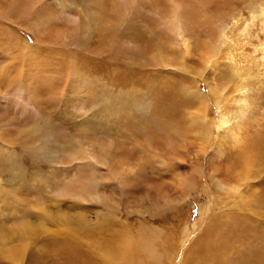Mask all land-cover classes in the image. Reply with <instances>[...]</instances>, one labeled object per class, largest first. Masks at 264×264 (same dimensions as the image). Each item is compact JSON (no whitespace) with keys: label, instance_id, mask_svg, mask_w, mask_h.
Segmentation results:
<instances>
[{"label":"rangeland","instance_id":"rangeland-1","mask_svg":"<svg viewBox=\"0 0 264 264\" xmlns=\"http://www.w3.org/2000/svg\"><path fill=\"white\" fill-rule=\"evenodd\" d=\"M0 81V264H264V0H0Z\"/></svg>","mask_w":264,"mask_h":264},{"label":"bare ground","instance_id":"bare-ground-1","mask_svg":"<svg viewBox=\"0 0 264 264\" xmlns=\"http://www.w3.org/2000/svg\"><path fill=\"white\" fill-rule=\"evenodd\" d=\"M55 4V3H54ZM176 7V6H175ZM27 8V7H26ZM175 11V10H174ZM27 12V10L26 9H19V14H24V13H26ZM174 14H176V13H174ZM254 16V15H253ZM174 24H175V28H177V34H175L174 35V37H173V40H174V42H175V44H179V46L180 45H182V46H184L185 47V49H189L190 47H189V42L187 41V39L184 37V35L182 34V25H181V22H180V20L179 19H176L175 20V22H174ZM6 31V30H5ZM3 33L4 34H6L4 31H3ZM1 35H2V33H1ZM183 37L182 39H181V36ZM178 37H180V38H178ZM6 39V38H5ZM21 40V39H20ZM181 40V41H180ZM9 41V40H8ZM14 41V40H13ZM22 41V40H21ZM10 42V41H9ZM23 42V41H22ZM173 42V41H172ZM24 43V42H23ZM30 45V44H29ZM28 45V46H29ZM40 46V45H39ZM36 47H38V46H36V45H33V46H30V47H28V48H25L24 50L25 51H30V49H34V48H36ZM46 47V46H45ZM37 50V49H36ZM43 51H45V50H43ZM38 52V51H37ZM213 52H215V51H213ZM33 54V53H32ZM31 54V55H32ZM186 54H187V51H186ZM27 55H28V53H27ZM26 55V56H27ZM37 55V54H36ZM29 56V55H28ZM33 56V55H32ZM185 56V55H184ZM214 55L213 54H210V60H212V62H213V57ZM5 58H7V57H5ZM4 58V59H5ZM29 57H27V59H28ZM41 58V57H40ZM208 58V57H207ZM3 59V58H2ZM15 59H17L16 57H15ZM26 59V58H25ZM31 59V58H30ZM33 59V58H32ZM51 59V58H50ZM186 60V59H185ZM219 60V59H218ZM17 61V60H16ZM22 62H23V66L21 67L22 68V70H20L19 71V73H18V75H17V78H18V80H19V82L21 83L27 76V73L29 72V70H30V64L28 63V60L27 61H25L24 60V55L22 56ZM181 62V61H180ZM6 63H9V65L10 66H14L13 65V63H14V61L11 59L10 61H6ZM152 63V62H151ZM184 63V62H183ZM209 63V62H208ZM184 68H185V66H184ZM12 69V68H11ZM16 69V68H15ZM18 69H20V68H18ZM72 69H74V67L72 66L71 68H70V72L72 71ZM187 69V68H186ZM239 69V68H238ZM9 72V71H8ZM12 72V71H11ZM238 73V72H237ZM203 74L204 73H201V75L200 76H203ZM73 75V74H72ZM190 75V74H189ZM33 76V75H32ZM36 76V75H35ZM206 76V75H205ZM237 76V75H236ZM239 76H241V75H239ZM195 77V76H194ZM84 78V77H83ZM197 78V77H196ZM201 78V77H200ZM206 78V77H205ZM249 78V77H248ZM78 79V78H77ZM81 79V78H80ZM193 79V78H192ZM28 80V79H27ZM206 80V79H205ZM242 80V79H241ZM196 82H198V80L196 79ZM207 82V81H206ZM246 81H236V84H237V86H238V93H239V98L237 99H235L234 100V104H235V108L232 110L233 111V113H230V116L229 115H227L225 112H224V109H226L225 108V106H222V100H223V98L224 97H222V96H219V95H215V99H216V101H217V105H218V107H219V109H221L220 110V114H219V117H218V120L216 121V122H209L207 119H208V117H207V109L209 108V106H210V100H209V95L207 94V93H205V92H202L201 91V89H200V87L198 86L195 90H190V88H185V92L189 95L188 97L189 98H191V99H195V100H197L198 102H199V104H201V105H203L204 104V106H201L200 105V107L198 108L199 109V111H200V114H198L196 117H195V120H193L195 123H196V125H200V126H198V127H200V128H202V129H204V130H206V134H207V140L206 141H208L209 139L208 138H211L212 137V134H213V132H214V130H215V127L219 130V135H218V138H217V140H219L218 142H219V145H220V142L221 141H223V140H226V139H224V137L226 136V135H228V134H230V136L231 137H233V139H234V141H239V142H241L242 141V138L239 136V134H237L238 132H236V130H235V128H240L241 129V127H242V124L244 123V122H242L243 121V118L246 116V114L248 113V111H247V109L249 110V108H250V102H249V98L251 97V94H250V89L247 87V85H244V83H245ZM26 83V81H23L20 85L21 86H25L26 87V89H28V90H30L31 88H28L27 87V85L25 84ZM41 83V82H40ZM9 81H5L4 83H2V81H0V94L2 93H4L3 95H6V94H8V92L6 91L7 89H8V87H10L9 85ZM208 84V83H207ZM44 85V84H43ZM44 87H45V89L47 88V89H50V87L48 88L47 87V85H44ZM34 88V87H33ZM32 88V89H33ZM5 89V90H4ZM19 89V88H18ZM224 89V88H223ZM236 89V88H235ZM4 90V91H3ZM43 91V90H42ZM29 92V91H28ZM218 92V91H217ZM77 93V92H76ZM212 93V92H211ZM220 93V92H219ZM46 94V93H45ZM215 94V93H214ZM39 96V95H38ZM38 96H37V98H38ZM43 96V95H42ZM211 96V95H210ZM214 96V95H213ZM225 96V95H224ZM35 99H36V97H35ZM220 99H221V101H220ZM231 107V106H230ZM210 111V110H209ZM246 111H247V113H246ZM229 112V111H228ZM194 118V117H193ZM255 119V118H254ZM210 120V119H209ZM245 128V127H244ZM247 128V127H246ZM161 131V130H160ZM164 133V132H163ZM240 133V132H239ZM245 133V132H244ZM243 133V134H244ZM242 135V134H241ZM204 138V137H203ZM227 138V137H226ZM206 139V138H205ZM241 140V141H240ZM217 142V143H218ZM243 142H244V140H243ZM238 144V143H237ZM242 144V143H241ZM219 145H218V147H217V149H216V151H219L220 149H219ZM222 145V144H221ZM220 145V146H221ZM204 147H205V145H203ZM203 147V148H204ZM246 148H245V150L243 151V152H241L242 153V156L245 154V153H247L248 151H251V146H245ZM47 148V147H46ZM255 149H259V151L260 152H262L261 154L262 155H264V136H262V137H260L257 141H256V143L254 144V150ZM213 150V149H212ZM218 154H219V152H218ZM254 154V153H253ZM214 156H216V155H214ZM261 158H264V156H260ZM264 160V159H263ZM254 167V166H253ZM245 174H246V172H245ZM238 177V176H237ZM249 177H251V176H249ZM241 180H242V177H241ZM249 180V179H248ZM250 182V181H249ZM220 183V182H219ZM251 183V182H250ZM184 185H185V187L186 188H190L191 187V184L190 183H187V182H185L184 183ZM249 185V184H248ZM220 186V188H221V185H219ZM228 186L229 185H226V186H223L222 185V190H224V192L226 193L229 189H228ZM232 190L233 191H235V189L234 188H232ZM231 191V190H230ZM233 191H232V193H233ZM239 193H240V190L238 191ZM232 195V194H231ZM260 199H262V200H264V198L263 197H261ZM259 198H257L256 197V199H254V200H260ZM253 200V199H252ZM254 203H255V201H254ZM259 203V202H258ZM238 205V204H237ZM123 245V244H122ZM127 245V244H126ZM140 247V246H139ZM111 249V248H110ZM125 253V252H124ZM121 256V255H120ZM215 256V255H214ZM124 257H125V255H124ZM127 257V256H126ZM132 257V256H131ZM131 257H128V258H130V259H132ZM135 258V257H134ZM217 258V257H216ZM125 260V259H124ZM127 260V259H126ZM134 261V260H133ZM130 262H131V260H130ZM112 263V262H111ZM133 263V262H132Z\"/></svg>","mask_w":264,"mask_h":264}]
</instances>
